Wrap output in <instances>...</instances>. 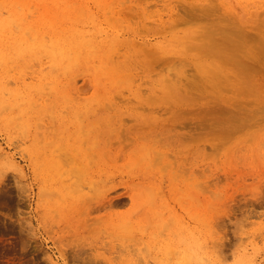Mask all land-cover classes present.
Returning <instances> with one entry per match:
<instances>
[{
    "label": "rangeland",
    "instance_id": "rangeland-1",
    "mask_svg": "<svg viewBox=\"0 0 264 264\" xmlns=\"http://www.w3.org/2000/svg\"><path fill=\"white\" fill-rule=\"evenodd\" d=\"M245 218L264 222V0H0L9 264H125L157 219L214 224L231 259Z\"/></svg>",
    "mask_w": 264,
    "mask_h": 264
},
{
    "label": "clouds",
    "instance_id": "clouds-1",
    "mask_svg": "<svg viewBox=\"0 0 264 264\" xmlns=\"http://www.w3.org/2000/svg\"><path fill=\"white\" fill-rule=\"evenodd\" d=\"M237 243L223 252L224 236L214 224L200 219L191 222L157 219L143 230L141 239L126 230L122 241L125 264H264V222L248 226L247 219L236 221Z\"/></svg>",
    "mask_w": 264,
    "mask_h": 264
},
{
    "label": "bare ground",
    "instance_id": "bare-ground-1",
    "mask_svg": "<svg viewBox=\"0 0 264 264\" xmlns=\"http://www.w3.org/2000/svg\"><path fill=\"white\" fill-rule=\"evenodd\" d=\"M205 32V31H204ZM203 33V32H202ZM208 33V32H207ZM35 34H33V36H34ZM45 35V34H44ZM43 37V36H42ZM41 37V38H42ZM45 37V36H44ZM204 37V36H203ZM35 38V37H34ZM33 38V39H34ZM50 39V38H49ZM52 39V38H51ZM56 39V38H55ZM41 41H43V39L41 40ZM50 43V44H49ZM49 51L51 52V54H59L60 56H63V54H64V50H65V48L61 45V44H57V45H55L54 44V42H52V41H50L49 40ZM32 47H33V45H31ZM75 46V45H74ZM208 46H210V45H208ZM40 47H45V48H48L47 46H46V44H43V43H41L40 44ZM41 49V48H40ZM67 49V48H66ZM44 50H46V49H44ZM68 50V49H67ZM220 50V49H219ZM218 50V51H219ZM224 50V49H223ZM69 52V51H68ZM242 53V52H241ZM54 56V55H53ZM60 56H59V58H60ZM232 57V56H231ZM237 57V56H236ZM237 61V60H236ZM235 63V62H234ZM238 63V62H237ZM178 65V64H177ZM176 65V66H177ZM180 65V64H179ZM177 68V67H176ZM183 71V70H182ZM182 73V72H181ZM187 73V72H186ZM185 76H188V75H185L184 74V78H185ZM173 77V76H172ZM175 77V76H174ZM189 77H192V76H189ZM181 78H183V77H181ZM180 78V79H181ZM184 78H183V80H184ZM193 78H195L194 77V75H193ZM185 79H187V82H189V79L188 78H185ZM171 80V79H170ZM172 80H174L173 78H172ZM180 81H182V80H180ZM187 82H185V83H187ZM177 84H178V80H177V82H176ZM185 83L183 84L184 86H185ZM189 84H191L190 82H189ZM188 84V85H189ZM198 85V84H197ZM182 86V85H181ZM199 86V85H198ZM190 87H192V85L190 86ZM180 88H178V90H179ZM195 89V88H194ZM181 90V89H180ZM197 91V90H196ZM186 92V91H185ZM197 127V126H196ZM185 128V127H184ZM6 246V245H5ZM3 246V247H1L0 248V264H9L10 263V261L11 260H13L12 258H13V256H14V254L15 253H13V250L10 248H7L8 246Z\"/></svg>",
    "mask_w": 264,
    "mask_h": 264
}]
</instances>
